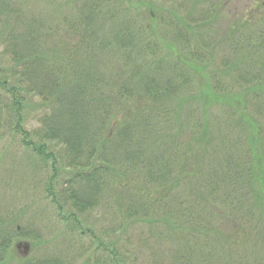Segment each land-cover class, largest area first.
<instances>
[{"label": "trees", "instance_id": "obj_1", "mask_svg": "<svg viewBox=\"0 0 264 264\" xmlns=\"http://www.w3.org/2000/svg\"><path fill=\"white\" fill-rule=\"evenodd\" d=\"M34 1L0 0V110L70 241L89 239L92 264H264V7L220 34L234 0H206L172 29L194 48L183 61L165 53L152 5L144 16L138 0ZM20 218L0 216V264L16 240L46 242L15 229ZM56 254L21 263L70 264Z\"/></svg>", "mask_w": 264, "mask_h": 264}, {"label": "rangeland", "instance_id": "obj_2", "mask_svg": "<svg viewBox=\"0 0 264 264\" xmlns=\"http://www.w3.org/2000/svg\"><path fill=\"white\" fill-rule=\"evenodd\" d=\"M41 1L42 0H37V2L34 1L38 9L45 6L44 0L43 2ZM141 1L144 3V6L142 5V13L144 16L147 6L152 5L155 7L158 16L164 19L162 23H160V20H157V33L164 45L165 53L168 54L170 52V55L176 53L183 61H188L190 53L194 48H184L180 43H174L170 37L173 35L174 27H176L175 25H179L180 22L186 20L184 15L191 12L195 14L200 13L203 8L209 7L208 1L138 0V3ZM228 3L229 2H227L225 7L221 10L220 17L215 23V30L220 34L227 32L230 25L234 20L236 21L238 17H243L247 12L255 13L258 7H264V0H234ZM183 10L186 12L184 13ZM148 19L149 16L147 17V20ZM167 25H171L172 28ZM195 51L198 53L202 51L207 57L205 61H211V49L203 48ZM215 56H217L216 51L214 52L212 64H207V66L203 67L205 76L217 71L218 62H216V58L214 59ZM219 58H221V56H219ZM226 78H228L227 74ZM27 102L31 104L32 110L39 111L40 103L38 100L28 98ZM28 118L29 123L24 125V127L30 132V139H34L33 133L38 130L39 124L31 120V115H28ZM12 120L0 110V216L5 218H11V216L16 215L23 217L20 218L21 220L15 226V229L19 225V227L26 226L31 232L32 230H41L46 242L35 251H31L29 239L21 238L16 240L12 251H10V255H12L13 258L6 264H23L21 262L24 261L23 258L25 256L35 257L37 255H43L48 251L57 253L56 255L59 257L65 251V257L69 259L70 264H85L88 260V264H92L90 253L92 251L90 250L89 253L83 255L82 250V244L88 245L89 239L83 238L82 244L78 241L71 242L72 234L70 229L65 223L56 219L54 208L49 205L43 194L44 173L42 172L38 180H36L34 176L38 171L36 170V166L39 164V160L35 158L29 149L23 146L22 135L14 131V121L12 122ZM40 167H42V165H40ZM88 218L87 226L98 231L101 223L99 220L100 217L97 218L95 215H91ZM101 226L104 228L103 225ZM75 239L79 240L77 236H75ZM66 243L71 244L70 248L66 246Z\"/></svg>", "mask_w": 264, "mask_h": 264}, {"label": "flooded vegetation", "instance_id": "obj_3", "mask_svg": "<svg viewBox=\"0 0 264 264\" xmlns=\"http://www.w3.org/2000/svg\"><path fill=\"white\" fill-rule=\"evenodd\" d=\"M19 246V245H18Z\"/></svg>", "mask_w": 264, "mask_h": 264}]
</instances>
